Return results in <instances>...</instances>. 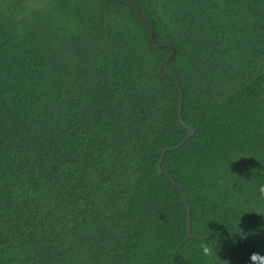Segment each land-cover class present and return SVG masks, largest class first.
I'll list each match as a JSON object with an SVG mask.
<instances>
[{
	"label": "trees",
	"instance_id": "16d2710c",
	"mask_svg": "<svg viewBox=\"0 0 264 264\" xmlns=\"http://www.w3.org/2000/svg\"><path fill=\"white\" fill-rule=\"evenodd\" d=\"M135 1L166 172L132 2L0 0V264L264 253V0Z\"/></svg>",
	"mask_w": 264,
	"mask_h": 264
},
{
	"label": "water",
	"instance_id": "95a60500",
	"mask_svg": "<svg viewBox=\"0 0 264 264\" xmlns=\"http://www.w3.org/2000/svg\"><path fill=\"white\" fill-rule=\"evenodd\" d=\"M130 1H131L132 4H133V8H134L135 12H136L140 17L144 18L145 20H147V21L149 22V24H150L149 39H150V42L152 43V45L155 46V47H165V46H169V47L171 48V51H170L169 55H168V56H167V57H166V58H165V59H164L159 65H158L157 70H158L159 73H165V74H168V75H171L172 77H174V79H175V81H176L177 88H178V97H179V98H178V106H177V116H178L179 121H180L183 125H185V126L188 128L187 133L184 135V137L181 139V141H180L179 143H177V144H173V145L165 146V147L161 150V152H160V156H159L158 161H157V163H156V167H157L159 170H161V171H163V172H166V171L162 168V166H161V163H162V161H163V157H164V154H165L166 150H167V149H170V148H177V147L181 146V145L184 143V141H185L189 136H191V135L194 134V131H195V130H194V127H193L192 125L187 124V123L182 119V116H181V112H182V103H183V91H182V88H181V84H180L179 77L177 76L176 73H174V72H172V71H164V70L162 69V66H163L165 63H167V62H168V61L174 56L175 51H176L174 45L171 44V43H156L155 40H154V22H153V20H152L149 16L143 14V13L139 10L138 5H137V3H136L135 0H130ZM173 182H175V180H173ZM175 183H176V182H175ZM180 190H181V192H182V194H183L184 199L187 201L186 196H185V194H184L182 188H180ZM187 209H188V212H187L186 234H187V236H192L193 234L190 232V214H189L190 208H189V205H187ZM226 257L228 258V256H226ZM229 264H230V263H229Z\"/></svg>",
	"mask_w": 264,
	"mask_h": 264
},
{
	"label": "clouds",
	"instance_id": "9594fccd",
	"mask_svg": "<svg viewBox=\"0 0 264 264\" xmlns=\"http://www.w3.org/2000/svg\"><path fill=\"white\" fill-rule=\"evenodd\" d=\"M259 192L261 197H264V185L260 186ZM237 235H239L243 240L246 239L248 235H250V233H245L244 230L241 229L238 225ZM201 248L205 256H210L214 251H216L214 239L211 240V242H209L208 239H204V243L201 245ZM248 264H264V253L259 251L252 252L249 256Z\"/></svg>",
	"mask_w": 264,
	"mask_h": 264
}]
</instances>
